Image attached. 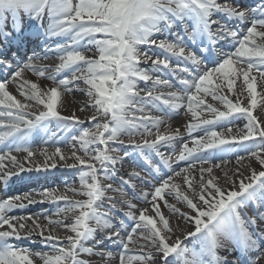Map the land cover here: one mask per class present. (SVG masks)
Instances as JSON below:
<instances>
[{
	"label": "snow or ice",
	"instance_id": "obj_1",
	"mask_svg": "<svg viewBox=\"0 0 264 264\" xmlns=\"http://www.w3.org/2000/svg\"><path fill=\"white\" fill-rule=\"evenodd\" d=\"M253 18L250 26H247L249 13L239 10L230 4L219 3L218 0H0V35L11 36V32L4 30L9 16L12 20L13 31L20 30L21 13L26 14L31 20L42 21L45 15L49 23L45 34L50 37H64L67 42L58 44L54 51L58 54L60 63L55 67V74L66 70L71 71L70 77L60 78L57 75L49 77L56 82V87L47 91L30 80L24 79L25 71H31L40 77H45V68H38L32 63L33 60L41 59L36 54L28 57V61L22 66L18 64L12 73V82L17 83L20 94L27 101L42 106L41 110L30 111L33 103H22L8 90V81H0V145L8 146L7 155L11 162L17 164L16 158L10 156L11 151L27 152L28 157L34 155L30 148L25 147L30 137L38 133L47 124L55 121L57 126H63L62 131H70L72 124L81 123L74 114L63 116L58 111V103L61 100V89L64 92L71 91L70 86L77 81H82L88 86L86 92L89 103L84 107L95 109L96 115L104 117V122H96L95 130L84 129L78 135L71 137L72 141L79 143L83 156L76 151L71 157H66L60 147L48 156L49 159L59 157L65 161L69 158L77 163L67 165L69 168H77L79 188H68L74 195L85 197L81 200H72L65 194L58 193L55 189H45L38 193L42 201L53 203H64V207L58 208L55 215L71 213L72 217L64 216L63 219H48V224L54 228H62L74 235L65 237L67 246L52 245V254L36 253L35 255L43 264H87L80 259L81 254L92 255L93 248L85 247V243L93 240L98 231L109 230L106 239L119 243L122 246L121 264H155V256L159 255L163 264H227L219 254V249L225 241L236 245L242 254L248 252H259L264 246V237L254 238L247 225L255 224L254 220L242 217L241 209L250 202L264 204V170L252 171L251 175L240 178L237 182L231 181L233 187L226 188L220 183V178L212 175L213 167L220 168L215 164L207 168L201 167L200 180L193 184L187 176L184 177L189 188L192 189V197L179 191V185L171 183V175L167 179L160 178L159 186L149 194L143 193L144 202H148L151 195L152 201L164 199L166 190L169 195H174L178 201H182L188 208V212H180L172 205H167L173 213L179 214L180 218L193 225L192 231L184 234V239L177 238L169 243V234L172 233L170 222L159 211L158 206L153 203L152 207L159 222L152 215L146 214L148 209L139 212L137 216L133 211L126 213L127 218L134 221L130 233L126 239L121 237L120 232L124 230V223L114 224L107 212L99 211L106 198V191L112 190L111 184L105 185L103 179H112L109 166L118 163L119 157L112 155L118 151L110 148V142H117L121 136L152 135V128L159 129L162 121L148 115L136 116L135 112L144 113L145 106L151 105L157 108L156 102H162L171 110L175 111L185 107L182 103L187 99V110L196 122L188 125V132H195L204 128L205 135L193 141L194 146L183 144V149L177 156V161L189 162L188 167L193 168L196 162L210 164L209 159H203L198 154L204 150H215L224 146H239L250 156L264 166V126L257 121L253 115V109L257 107V77L253 72L264 78V9L251 10ZM259 11L260 17L255 13ZM219 13L234 19L245 25L240 31L213 19L214 14ZM191 18L193 23H187ZM184 25V31L188 33L187 39L195 44L199 39L207 37L212 45L220 41L232 43V50L222 53L218 59L213 57L211 48L207 54L201 52L198 56L195 51H187L184 39L177 37L174 41L168 39L157 40L154 37L167 29H173L176 22ZM213 25L216 30L213 31ZM86 40V44L82 43ZM259 41V42H257ZM152 45L158 47L162 52L168 54L163 58L152 59L142 46ZM93 46V47H89ZM88 51L92 55L86 54ZM170 56L177 59L189 61L191 70L184 67L182 71L188 78L180 79L181 91L171 92L167 98L162 95H153L156 87L169 86V81L158 76L153 80L150 72H159L162 68L170 67ZM203 58V59H202ZM151 60V68L142 67V63ZM205 61H211L214 66L207 67ZM0 63H3L0 60ZM202 64L205 66L202 67ZM6 68H12L11 63L4 64ZM214 74H219L213 87ZM242 79L241 92L246 91L249 97L248 106H241L239 98L234 103L228 96L221 94V83H226L230 92L237 80ZM152 82V88L147 90L146 96H141L138 89L139 82ZM211 96L215 101L225 106L226 110L219 111L211 104H205L203 97ZM264 102V97L261 98ZM199 112H209L212 118L200 119ZM234 114L246 119L242 129L236 135L223 138L222 133L211 130L222 121H227ZM96 115L91 119L96 120ZM231 134V128H228ZM55 132L51 133L54 137ZM173 134H157L152 141L144 140L142 144L133 142L144 161L150 165L154 173H159L160 168L153 163V159L145 150H157L162 163L173 171L169 158H165L158 151L161 144H168L177 138ZM103 146V147H101ZM47 155L46 150L45 153ZM124 152V156H128ZM5 156L0 155V161ZM238 157V160H243ZM3 166L0 165V168ZM51 167L55 168L53 163ZM23 171V166H20ZM181 169L174 172L179 177ZM208 179H204V174ZM239 174L238 172L236 173ZM12 174L5 173L0 180L5 183ZM132 177L139 178V174L133 172ZM227 182V173L224 174ZM153 179H157L156 176ZM247 180V182H246ZM199 189L196 191L195 189ZM24 200L29 204L36 203L30 195L21 197L11 196L0 201V264H34L30 258L28 249H21L10 243V240H21L31 238L22 237L26 223L14 221L32 220L33 229L39 230L41 236L45 231L49 235L44 237L45 241L57 240L58 237L51 235L52 229L42 226L38 220L32 217H16L10 215L15 209L24 208ZM129 209L136 206L127 202ZM114 208L115 205L113 204ZM112 229H117L112 231ZM147 233V235H145ZM134 234L147 241V245L155 249V253L149 251L146 254H131L129 243H135ZM192 241L194 247H189L185 241ZM97 244L102 241H96ZM110 255V254H109ZM174 257V261L171 259ZM258 258V257H257ZM233 264H239L234 261ZM249 264H255L250 261Z\"/></svg>",
	"mask_w": 264,
	"mask_h": 264
},
{
	"label": "bare ground",
	"instance_id": "obj_2",
	"mask_svg": "<svg viewBox=\"0 0 264 264\" xmlns=\"http://www.w3.org/2000/svg\"><path fill=\"white\" fill-rule=\"evenodd\" d=\"M219 3L230 4L233 7L238 8L239 10H244L249 13V20L247 26H250L251 19L253 18V13L251 10L254 9V6L260 5L264 7V0H218ZM258 10V8H257ZM256 17H260V12L255 13ZM264 18V17H260ZM213 19L219 21L228 27L238 29L240 31L244 30L245 25L240 22L225 17L222 14L216 13L213 16ZM26 21V22H25ZM50 21L44 16L42 21L31 20L26 14L21 13L20 19V28L21 32L13 31L12 20L9 16L8 20L5 23L4 30L11 32V36L4 37L0 35V42L2 44L0 60L3 63H0V81H8V90L11 94L16 96L18 100L22 103H33V109L30 111H38L42 109V106L35 105L34 102L27 101L20 94L18 90L17 83L12 82V73L18 64L22 66L23 63L28 61V57L36 54L41 59L33 60L32 63L35 64L38 68H45V77H40L39 75L31 72L25 71L23 78L30 80L34 83H37L41 86L42 90L47 91L51 87H56L57 84L55 81L50 79L52 75H57V80L60 78L70 77L71 71L66 70L60 74H55L54 69L60 63L58 54L54 51V47L58 44L66 43L67 40L64 37H53L50 38L45 34V29ZM187 23L191 25L193 21L191 18H188ZM237 24H240L241 27H237ZM25 25V26H24ZM183 24L179 21L176 22L175 26L169 32L165 29L163 32L157 34L154 38L157 40L168 39L174 41L177 37H182L184 39L185 45L187 46V51H195L199 56L201 52L206 51L211 48L213 51V57L218 59L222 53L229 52L232 50V43L228 41H220L216 45H212L207 37L199 39L195 44L187 39V34L182 28ZM31 30V33L27 36L26 39H22L20 33L24 28ZM174 30H179L181 34L174 35ZM216 30L215 25H213V31ZM176 36V37H174ZM22 40L24 43H22ZM259 42V41H257ZM82 43L86 44V40ZM93 47V46H89ZM201 47V51L199 50ZM142 51L146 52L152 59L157 57L163 58L168 55L162 52L158 47L152 45L142 46ZM86 54L92 55L91 51H88ZM170 67L162 68L159 72H150L153 80L158 76L161 79H166L169 81V86H158L153 91V95H162L164 98H167L168 94L171 92H177L183 95L181 91V85L179 83V78H188L187 74L182 71L184 67H188L190 70L192 65L189 61L184 59H177L175 56H170ZM203 59V58H202ZM11 63L12 68H6L4 64ZM207 67H213L214 64L211 61H205ZM205 65L202 64V67ZM142 67L151 68V60L142 63ZM219 74H214L213 80L215 86V81ZM253 75L257 77V107L253 109V115L256 116L257 121L264 126V102H262V97H264V78H261L258 73L253 72ZM179 79V80H178ZM242 79L237 80L233 85V91L230 92L226 83H221L222 92L221 94L228 96L234 103L239 98L241 106H248L249 97L247 96L246 91L241 92ZM71 91L64 92L61 89V100L58 103V111L63 116H72L73 114L79 118L81 123L72 124L70 126V131H62L63 126L58 127L56 122L53 121L47 124L44 128L38 131V135L35 139V145L28 147L34 153L33 156L28 157L27 152L24 151H11L10 156L16 158L17 164H13L11 159L7 155L8 146L0 145V155L5 156L3 161H0V165L3 167L0 168V176H3L5 173L12 174L8 182L11 184L10 193L0 192V199H4L11 196L20 195L24 197L30 195L36 203L29 204L27 200H24L26 207L15 209L10 215L16 217H32L33 219L38 220V222L47 229H52L51 235L58 237L57 240L45 241L44 237L48 236L49 231H45L44 235L41 236L39 230H32L33 223L32 220L26 221H14V223L19 225V223H26L27 227L21 231L22 237H28L29 232H31V238H24L21 240H14L12 244L21 249H28L31 253L30 258L34 260V264H43V262L35 255L36 253H47L52 254L51 246H67L65 237L68 235H74L70 232L65 231L62 228H54L52 225L48 224V219L56 220L63 219L64 216L72 217L71 213H64L61 216L55 215L58 208L64 207V203H53L50 201H42V197L38 193L44 191L45 189H55L58 193L65 194L72 200H81L85 199L83 196L74 195L71 191H67L68 188H79L77 168H69L67 165L76 164L77 162L74 159H67L62 161L59 157H53L49 159L52 153L55 152L56 147L61 148V152L66 157H71V153L76 151L78 155L83 156L84 153L79 148V143L72 141L71 137L78 135L82 130L89 129L95 130L96 122H104V117L96 115L95 109L88 107L85 108L84 105L89 103V97H87L86 92L88 86L85 85L82 81H77L75 85L70 86ZM152 88V82L149 81L139 82L138 89L140 95L146 96L147 90ZM205 99V104H211L213 107H216L219 111L226 110L225 106L220 102L215 101L211 96L203 97ZM158 107L153 108L151 105L145 106L144 113L135 112L136 116L148 115L152 118H159L162 123L159 126V129L152 128V135H133V136H121L120 140L117 142H110V148H116L118 151L112 152L111 154L119 157L118 163L114 166H109V172L113 176L112 179H103V174L101 173L102 183L105 185L111 184L112 190L106 191V198L103 201V207L99 209L101 212H107L108 215L113 220L114 224L118 225L121 221L124 223V230L120 232L121 237L126 239V234L131 232L132 227L134 226V221L127 218L126 213L131 210L137 216L139 212L148 209L146 214L152 215L159 222L158 216H156L155 211L153 210V203H155L160 213L169 220L170 227L172 228V233L169 234V243H173L177 238L184 239V234L188 231H192L193 225L189 224L186 220L180 218L179 214L173 213L167 205H172L180 212H188L187 206L182 202L178 201L174 195H169L166 190L164 194V199H157L152 201L151 195L148 196V202H144L143 193L147 192L151 194L154 191L155 186H159L158 180L160 178L167 179L169 175L173 177L170 181L171 183L178 184L179 191L183 194L192 197V189L189 188L188 183H186L184 177L187 176L193 184L197 183L200 180L199 169L201 167L207 168L215 164H220V168L213 167L212 175L220 178V183L223 184L226 188H232L233 185L231 181L235 179L237 182L240 178H247L251 175L252 171L255 170L259 172L264 170V166H261L259 161L254 157L250 156L249 153L244 151L243 148L233 145V146H224L220 149L215 150H204L198 155L203 159H209L210 164H200L196 162L193 168H189L187 161H177V156L183 149V144L187 143L189 147H193V141L199 139L205 135V129L200 128L195 132H188V125L190 123L196 122L192 117L191 113L187 110V99L185 98L182 103L185 107L178 110H171L162 102H156ZM200 119H209L212 118L211 113L199 112ZM96 115V120L93 121L91 118ZM246 123V119L234 114L233 117L229 118L227 121L220 122L219 125L215 126L211 130H215L218 133L223 134V138H228L229 135H236L239 129H242ZM228 128H231V134L228 132ZM55 132L54 137L51 136V133ZM173 134L177 135V138L168 144H161L158 147V151L163 154L165 158H169V162L172 166L173 171H169L168 167L165 166L159 155H157V150H145L146 154H149L153 159V163L160 168L159 173H154L150 165H148L143 157L140 155V152L135 149L132 145L133 142L142 144L144 140L152 141L156 138L157 134ZM32 140V139H29ZM127 141L126 143H124ZM103 147V146H101ZM236 149L233 152H227V149ZM46 153L47 155L43 154ZM127 151L129 154L127 157L124 156V152ZM155 152V154L153 153ZM238 157H243V160H238ZM55 163L56 167L53 168L51 165ZM23 166V171L20 166ZM181 169H188L187 172H181L179 177L174 175V172H180ZM135 172L139 174V178L132 177L131 174ZM239 173L238 175L236 173ZM227 173L228 180L225 182L224 174ZM148 176V177H146ZM156 176L157 179H153ZM208 174H204V179L207 180ZM247 182V180H246ZM199 191V189H195ZM127 202H131L136 207L129 209ZM115 205L113 208L112 205ZM248 209L253 210L255 217L252 220L255 221V224H248L247 227L249 231L253 234L254 238L264 237V204H253L249 203L247 206ZM245 211V210H244ZM242 211V216L246 218V215ZM247 212V211H246ZM0 230H7L6 226ZM117 229H112L115 231ZM109 230L98 231L97 235L93 240L86 242L85 244L88 247L93 248L92 255L81 254L80 256L87 260L90 264H121V253L123 251L122 246L119 243H114L112 240L106 239ZM147 235V233H145ZM133 239L135 243H129V249L131 254H146L149 251L155 253V249L150 247L141 248L140 245H147V241L139 237V234H134ZM102 241V243L97 244L96 241ZM189 247H194L192 241H185ZM110 254V255H109ZM218 254L227 261V264H233L234 261L239 262V264H249L250 261H255V264H264V246H262L259 252H248L242 254L240 249L230 241H225L221 249H219ZM226 256H232L234 259H226ZM238 257V259H237ZM258 257V258H257ZM174 261V257L171 258ZM133 264H139V262H133ZM151 264V262H149ZM155 264H163L159 255L155 256Z\"/></svg>",
	"mask_w": 264,
	"mask_h": 264
},
{
	"label": "rangeland",
	"instance_id": "obj_3",
	"mask_svg": "<svg viewBox=\"0 0 264 264\" xmlns=\"http://www.w3.org/2000/svg\"><path fill=\"white\" fill-rule=\"evenodd\" d=\"M73 2L75 3V2H77V0H73ZM235 149H230V150H228V151H230V152H232V151H234Z\"/></svg>",
	"mask_w": 264,
	"mask_h": 264
}]
</instances>
